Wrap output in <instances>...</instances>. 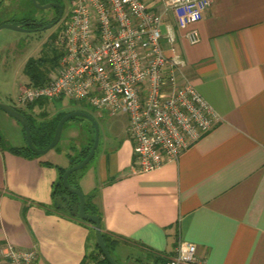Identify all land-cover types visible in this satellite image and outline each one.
<instances>
[{
	"label": "crops",
	"instance_id": "0c3cea01",
	"mask_svg": "<svg viewBox=\"0 0 264 264\" xmlns=\"http://www.w3.org/2000/svg\"><path fill=\"white\" fill-rule=\"evenodd\" d=\"M143 2L159 9L158 0ZM166 24H174L172 14ZM190 28L200 40L192 45L178 32L182 81L221 121L178 161L134 173L128 116L121 113L123 127V119H113L119 115L104 120L77 102L70 111L102 119L104 138L76 182L115 252L132 249L154 264L152 253L169 258L187 241L206 264H264V0H212ZM90 130L71 125L61 148L35 157L0 145V248L35 249V264H83L94 251V227L52 209L59 169L70 168L69 148L87 146ZM26 145L20 137L11 147Z\"/></svg>",
	"mask_w": 264,
	"mask_h": 264
},
{
	"label": "built area",
	"instance_id": "2783aa9c",
	"mask_svg": "<svg viewBox=\"0 0 264 264\" xmlns=\"http://www.w3.org/2000/svg\"><path fill=\"white\" fill-rule=\"evenodd\" d=\"M55 46L62 56L39 85L27 83L16 99L19 109L39 100L87 102L110 115L128 116L134 173H148L178 161L209 133L221 116L188 81L178 37L200 40L190 26L202 20L212 0H69ZM172 14L174 24H166ZM164 27V29H163ZM35 249L7 243L0 264H35ZM165 264H206L197 246L181 241Z\"/></svg>",
	"mask_w": 264,
	"mask_h": 264
},
{
	"label": "rangeland",
	"instance_id": "374dc122",
	"mask_svg": "<svg viewBox=\"0 0 264 264\" xmlns=\"http://www.w3.org/2000/svg\"><path fill=\"white\" fill-rule=\"evenodd\" d=\"M2 5L0 7V25L6 21L14 20L20 21L22 19H34L38 23H47L43 26L51 25L52 19L56 15L55 8L40 9L38 5H43L45 0H37V4L33 0H0ZM61 7L66 17L71 10L69 0H59ZM63 16V17H64ZM62 20L56 23L53 27L42 29L34 32H20L12 29H3L0 31V101L9 104L16 109H19L16 104V99L21 94L22 88L30 82L29 76L26 74L25 68L27 63L38 61L39 59L46 60V63L41 67L42 70L48 69L50 62L60 54V48L55 46V41L59 38L62 30ZM44 67V68H43ZM41 70V71H42ZM87 110L93 115L97 112L103 115V119H112V116L107 111H99L92 108L87 102L82 103ZM78 103L68 98L62 100H53L44 104L43 106H35L32 114L38 120L53 119L56 115L62 112H69L77 107ZM28 113L27 108L24 109ZM114 120L123 119L122 126L125 124V116L118 114ZM117 118V119H116ZM98 120V119H97ZM100 129V138H104V130L102 127V119L98 120ZM81 123L89 126L91 125L86 118L75 117L67 121V125L63 130L62 141L57 147L61 148L64 143V138L68 132L69 127L81 126ZM123 130V129H122ZM0 136H2L4 143L11 146L21 137L25 139L23 127L12 117L7 115L0 109ZM76 145V144H73ZM91 245L96 243L95 235L92 234ZM92 250V249H91ZM114 258L118 264H146L148 261L144 254L138 251L127 249L126 253H118L112 251ZM89 257L85 264H96L90 258L92 253L89 249ZM137 259V260H136Z\"/></svg>",
	"mask_w": 264,
	"mask_h": 264
},
{
	"label": "trees",
	"instance_id": "16d2710c",
	"mask_svg": "<svg viewBox=\"0 0 264 264\" xmlns=\"http://www.w3.org/2000/svg\"><path fill=\"white\" fill-rule=\"evenodd\" d=\"M51 2L60 3L59 0H45L43 2V4H47V3H51ZM1 5H2V1H0V7H1ZM6 22L14 23V24H17V25H20V26H23L25 28H29V29H32L35 31H39V29L44 27L43 25L47 24V23H38L34 19H29V18L22 19L20 21L9 20ZM61 56H62V53L60 52V54L58 56H56L50 62V65H48L49 68L45 69V70H42L41 67L46 63V60H44V59H39L38 61L30 60L27 63L26 68H25L26 74L29 76L30 82L32 84H36V85L44 83L47 80L50 71L53 70L58 65ZM48 102L49 101H47V100H39V101L29 105L27 107L28 113L25 112L24 109H17L18 111H20L21 113H23L27 117V119L30 123L33 141H34L36 147L39 149H45L46 147H48V145L50 144V142L53 139L54 133L56 131V127H57L60 119L69 113V112L58 113L56 115V117H54L53 119H46V120H42V121L35 118L32 114V110L35 108V106H43L44 104H46ZM70 112H72V111H70ZM72 119H75V118H72ZM89 123L91 124V125H89V127L91 129L90 130L91 131V138L89 139L87 146L83 147L81 150H78L75 145H71L69 148V150H70V153H69L70 167L75 166L78 163L82 162L90 152V149H91L93 142H94L95 131H94V126L92 125V123L90 121H89ZM66 125H67V123L64 125V128ZM23 131H24V129H23ZM0 145L3 148L9 149L11 152L18 154V155H22L25 157L38 156L37 154L32 152L28 148L27 145L24 147L7 146L4 143L2 136H0ZM84 169L70 175L68 181H69V184L71 186L79 189L77 182H76V179L83 172ZM66 170L67 169H59L60 177H59L58 182L55 184V188H54L53 193H52V198H53L52 209L54 212H56L59 215H62L64 217H67L70 219L80 220V218H79V207H80L79 198L77 195H75V194L69 192L67 189H65V187L63 186V183H62V176ZM85 199H86V207H85L86 213L90 214V215H97L100 217L96 207L93 205V203L91 201V197L85 196ZM100 220H101V218H100ZM85 222L89 223L88 221H85ZM89 224H91V223H89ZM91 225L93 226V224H91ZM101 227H102V223H101ZM102 231H103L104 241H105L110 253L114 257V254L112 252L114 249L113 248L114 247V241H111L110 237L104 232L103 228H102ZM93 233H94L95 239H96V234H95L94 228H93ZM88 257H89V255H87L83 264L86 263V260L88 259ZM152 257L154 258V264H165L166 260H167L166 257H164L162 255H154L153 253H152ZM90 258L96 264H109L108 261L102 255V252H101V250L98 246V243H97V239H96V243L94 244V251L90 254Z\"/></svg>",
	"mask_w": 264,
	"mask_h": 264
},
{
	"label": "water",
	"instance_id": "95a60500",
	"mask_svg": "<svg viewBox=\"0 0 264 264\" xmlns=\"http://www.w3.org/2000/svg\"><path fill=\"white\" fill-rule=\"evenodd\" d=\"M33 1L35 4H37V0H33ZM37 5H38V8H40V9H49V8L60 9L58 21L61 19L63 10H62L60 3L51 2V3H47V4H43V5H39V4H37ZM55 24H56V22L52 23L51 25L44 26L43 28H41L39 30L51 28ZM3 29H12V30L20 31V32H34L35 31V30L25 28L23 26H20V25L14 24V23H10V22H6V23L1 24L0 25V31ZM0 109L2 111H4L7 115H9L10 117L15 119L23 127L24 132H25L26 144H27L28 148L37 155H45L49 151L53 150L59 144L61 137H62V134H63L64 125L67 123L68 120L75 118V117H83L92 123V125L94 126L95 137H94V142H93V145L90 149V152L82 162L78 163L75 166L68 168L64 172V174L62 176V183H63V186L65 187V189H67L69 192L78 196L79 201H80L79 218L81 220L88 221L89 223L93 224V227L95 229L97 243H98V246H99L104 258L108 261L109 264H118V262L114 259V257L110 253V251H109V249H108V247L104 241L100 217L97 215H90V214L86 213L85 195L82 193L81 190L71 186L69 184V181H68L71 174L84 169L95 157V154H96V151L98 149L99 142H100V129H99V125H98V122L96 121V119L90 113L85 112V111H72V112L66 114L64 117H62L60 119V121L56 127V131L54 133L53 139L50 142V144L48 145V147H46L45 149H39L36 147V145L33 141L31 127H30V123H29L27 117L23 113L18 111L15 107H13L9 104L3 103L1 101H0Z\"/></svg>",
	"mask_w": 264,
	"mask_h": 264
},
{
	"label": "flooded vegetation",
	"instance_id": "af4514ba",
	"mask_svg": "<svg viewBox=\"0 0 264 264\" xmlns=\"http://www.w3.org/2000/svg\"><path fill=\"white\" fill-rule=\"evenodd\" d=\"M62 10H63V8H62ZM59 12H60V9L55 8V13H56V15L54 16V18L52 19L51 22H53V23H55V22L58 23V22H60V21L62 20V18H63V16H64V11L62 12L61 19L58 21V18H59Z\"/></svg>",
	"mask_w": 264,
	"mask_h": 264
}]
</instances>
